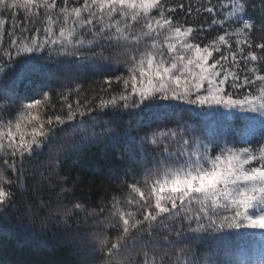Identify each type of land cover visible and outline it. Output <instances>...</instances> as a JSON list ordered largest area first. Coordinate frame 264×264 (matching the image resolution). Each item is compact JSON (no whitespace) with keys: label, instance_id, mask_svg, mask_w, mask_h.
<instances>
[{"label":"snow or ice","instance_id":"6c2138e0","mask_svg":"<svg viewBox=\"0 0 264 264\" xmlns=\"http://www.w3.org/2000/svg\"><path fill=\"white\" fill-rule=\"evenodd\" d=\"M10 238L47 257L10 264H264V0H0Z\"/></svg>","mask_w":264,"mask_h":264},{"label":"trees","instance_id":"16d2710c","mask_svg":"<svg viewBox=\"0 0 264 264\" xmlns=\"http://www.w3.org/2000/svg\"><path fill=\"white\" fill-rule=\"evenodd\" d=\"M90 79H94V77H91ZM57 90H59L58 85H57ZM20 91L23 93L24 91L23 85L20 86ZM41 159H43V157H41ZM82 160H83V163L88 165L89 167H93V168L98 167L100 169L104 168V161L100 158L99 155L85 157V158H82ZM72 164H73L72 160H68L65 164H63L60 169V174L66 175L71 170L72 177H75L77 172L75 169L72 168ZM105 181H106V178H105ZM29 183L31 184L32 181L30 180ZM101 183H102V178L100 176H97L94 180L79 186L76 189L74 195L75 197L80 198L84 201L98 200L99 197L103 195V190L99 187ZM105 186H107V183H105ZM111 194L112 192L109 191L108 195L110 196ZM120 194L123 195L125 193H120ZM49 195L54 196V193L52 194L44 193L45 199H47ZM29 199H31V197H29ZM27 210H28V205L23 202H19L17 208L15 209V211H12L11 214L14 217H19L20 221L25 225H29L30 220L34 219L35 220L34 226L37 229H39L40 220L34 217H29L26 214ZM32 211L35 212L36 209L33 208ZM59 255L60 254H57L58 257ZM36 258L44 259L47 257H46V254H42L39 257H34L30 255L28 252L20 249L16 245L15 241L11 240V238L8 241L0 243V261L9 262L10 264V262L15 261V260L36 259ZM73 259H76V257H73Z\"/></svg>","mask_w":264,"mask_h":264}]
</instances>
